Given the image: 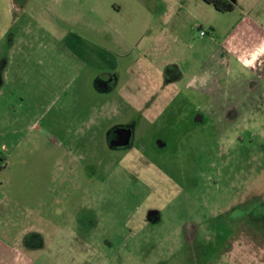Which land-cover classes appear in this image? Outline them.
Returning a JSON list of instances; mask_svg holds the SVG:
<instances>
[{
    "label": "rangeland",
    "instance_id": "374dc122",
    "mask_svg": "<svg viewBox=\"0 0 264 264\" xmlns=\"http://www.w3.org/2000/svg\"><path fill=\"white\" fill-rule=\"evenodd\" d=\"M97 1L62 18L54 0L20 3L36 48L0 97V264H264L263 85L227 70L203 84L198 71L240 9L264 23V0H230L238 10L218 16L187 0L194 17L175 33L155 27L131 53L141 56L131 82L98 63L109 45ZM122 21L129 34L110 37L138 40L144 15ZM70 28L85 43L71 51L54 32ZM115 129L132 130L129 147H113Z\"/></svg>",
    "mask_w": 264,
    "mask_h": 264
},
{
    "label": "crops",
    "instance_id": "0c3cea01",
    "mask_svg": "<svg viewBox=\"0 0 264 264\" xmlns=\"http://www.w3.org/2000/svg\"><path fill=\"white\" fill-rule=\"evenodd\" d=\"M26 1L27 0H0V97L2 98L5 97L6 93L5 85L13 80L12 76H26V69L22 68V63L27 60L22 59L21 56L24 57L26 55V50L36 48L35 44L25 42L23 37V34L26 32L27 23L23 22L24 15L26 14L25 6L20 5V3L23 4ZM95 1L96 0H54V18H62L75 11L87 15L91 12H96L95 9L98 7L99 2ZM226 1L231 4L230 0ZM143 2H146L147 5L142 4ZM154 2L157 3L155 9L153 7ZM197 2L198 3L193 2L197 12H205L209 15L215 14V16H218L216 14L219 12L216 10L213 11L214 9H212L210 5L205 4L201 0H197ZM189 5L190 3H188L187 0H107V4L104 6L105 17L102 19L101 24L103 25L104 29L102 31L104 35H106L109 46L101 45L99 47L101 48V52L99 53V65L105 70L111 71L109 75H115L114 77H117L118 73H120V75H125L127 77L128 80H126V82L133 81L139 66L138 59H141V56L135 61L131 53L138 45H141L142 42L147 40L148 34L153 31L155 27H157L161 33L170 31V28H172L175 33L177 29L180 28L177 21H179L182 16L189 14L194 17V12ZM231 5L233 6V10L229 13L238 10L236 6L233 4ZM239 11L241 19L229 26L231 29L228 28L229 30L226 31L227 36L223 44H221V50L219 49L220 46L216 45V48H214L207 60L205 62H200L198 71L201 74L205 68L206 73L203 76V84L204 82H209L208 79L210 76L211 79H213L214 76L219 77L220 74L223 73L222 71L227 70L231 76H242V78L246 80L245 82H249L253 79L261 81L264 91V23L260 22L257 16L252 12H244L241 9ZM136 14H142L145 17V21L141 25L142 27L144 26V32L140 38L125 43L122 41H114L109 34L112 31L118 35L129 34L125 29L127 25L124 24L122 20L124 17H130ZM202 21L203 22L199 23L210 28L208 35H214L219 26H216L215 23L210 21L205 23L204 20ZM170 24H173V26H170ZM202 27L203 26H201V28ZM130 31L132 30L130 29ZM54 32L57 34V38H59L60 41H67V43L70 44L67 46L70 51L76 50L75 46L78 43L85 44L84 41L71 38V34H79L78 30L75 28H70L67 32L56 29ZM209 46L212 47V42H205V47L208 48ZM140 53L145 57V52L142 51ZM69 58H71L72 61L68 64L73 65L74 58ZM199 58L200 57H197V55L194 57L195 60ZM75 62L80 65H87L78 60H75ZM35 66H42V61H38ZM55 66L56 65H54V67ZM45 73L53 74L51 64L50 70H46ZM195 77L196 80L202 76ZM25 83L26 80L24 78L23 84ZM205 87L206 86H203L201 90ZM214 87L213 83L209 92L211 91V96L213 98H217L215 96L216 88ZM104 89H108V86H104ZM257 107L259 108L262 106L258 105ZM230 109H233V107ZM238 120H240V117ZM241 120V126L244 129H249L251 125L256 124L255 122H251L252 118L247 115L245 111H242Z\"/></svg>",
    "mask_w": 264,
    "mask_h": 264
},
{
    "label": "trees",
    "instance_id": "16d2710c",
    "mask_svg": "<svg viewBox=\"0 0 264 264\" xmlns=\"http://www.w3.org/2000/svg\"><path fill=\"white\" fill-rule=\"evenodd\" d=\"M205 4L212 6L216 11L221 13L231 12L233 10V6L227 2L226 0H201ZM2 159L0 157V171L3 169V165L1 164Z\"/></svg>",
    "mask_w": 264,
    "mask_h": 264
},
{
    "label": "flooded vegetation",
    "instance_id": "af4514ba",
    "mask_svg": "<svg viewBox=\"0 0 264 264\" xmlns=\"http://www.w3.org/2000/svg\"><path fill=\"white\" fill-rule=\"evenodd\" d=\"M104 85H102L103 87L104 86H106L107 85V83L105 82V83H103ZM223 113H224V111H223ZM226 113V112H225ZM230 116H234V112L232 111V112H230L229 113V115L227 116V117H230ZM117 130H119V129H115L112 133H111V137H110V142L112 143H115L117 146H115V147H117V148H122V147H125V146H123V141L121 142L120 140H122V139H118L119 137H118V133H115V131H117ZM115 141V142H114ZM131 145V144H130ZM129 145V146H130ZM129 146H127V147H129ZM31 230V229H30ZM30 230H26L25 232H24V236H23V238H21L20 239V241L19 242H16L17 244L16 245H20V244H23V242H24V240H25V236L28 234V232L30 231ZM6 245H8V244H10L8 241L7 242H4ZM9 248V247H8ZM31 248H33V246H31L30 245V249Z\"/></svg>",
    "mask_w": 264,
    "mask_h": 264
},
{
    "label": "water",
    "instance_id": "95a60500",
    "mask_svg": "<svg viewBox=\"0 0 264 264\" xmlns=\"http://www.w3.org/2000/svg\"><path fill=\"white\" fill-rule=\"evenodd\" d=\"M115 133H118V139H122L120 140L121 142L123 141V146H129L132 142V130L130 129H119L117 131H115ZM115 142V141H114ZM113 145V147L117 146L115 143H111Z\"/></svg>",
    "mask_w": 264,
    "mask_h": 264
},
{
    "label": "built area",
    "instance_id": "2783aa9c",
    "mask_svg": "<svg viewBox=\"0 0 264 264\" xmlns=\"http://www.w3.org/2000/svg\"><path fill=\"white\" fill-rule=\"evenodd\" d=\"M202 35H203V33H202Z\"/></svg>",
    "mask_w": 264,
    "mask_h": 264
}]
</instances>
